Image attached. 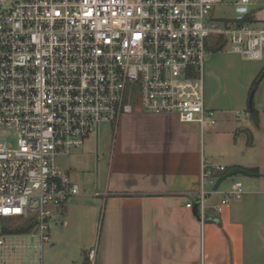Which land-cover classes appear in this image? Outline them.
<instances>
[{
  "label": "built area",
  "instance_id": "1",
  "mask_svg": "<svg viewBox=\"0 0 264 264\" xmlns=\"http://www.w3.org/2000/svg\"><path fill=\"white\" fill-rule=\"evenodd\" d=\"M0 0V220L34 223L33 243L0 221V249L42 253L50 222L82 193L56 159L114 130L141 102L151 113H174L202 129L217 123L206 106V54L217 47L250 60L264 55V15L238 0L233 19L217 18L223 0ZM217 38L216 44L211 39ZM213 46V47H212ZM115 133V132H114ZM228 171L203 162L195 203L204 217L209 180ZM234 181L217 213L244 194ZM29 246H28V245ZM33 246V247H31Z\"/></svg>",
  "mask_w": 264,
  "mask_h": 264
},
{
  "label": "crops",
  "instance_id": "2",
  "mask_svg": "<svg viewBox=\"0 0 264 264\" xmlns=\"http://www.w3.org/2000/svg\"><path fill=\"white\" fill-rule=\"evenodd\" d=\"M260 60L250 65L249 89L264 69ZM246 101L238 108L249 114ZM254 106L258 122L240 128L247 146L243 158L231 168L222 163L228 171L242 167L254 174H238L246 176L237 179L244 194L222 213L205 202L202 217L195 203L187 206L203 185V162L215 161L204 155L205 128L181 127L185 122L174 113H147L161 121L159 137L122 140L99 154L94 187L80 184L82 193L60 211L62 226L74 235L90 226L99 231L85 261L73 264H264V97ZM36 257L35 264H46L41 254ZM48 264H72L71 256L63 252Z\"/></svg>",
  "mask_w": 264,
  "mask_h": 264
},
{
  "label": "rangeland",
  "instance_id": "3",
  "mask_svg": "<svg viewBox=\"0 0 264 264\" xmlns=\"http://www.w3.org/2000/svg\"><path fill=\"white\" fill-rule=\"evenodd\" d=\"M8 1L11 4L14 0ZM237 1L223 0L222 5L214 10V16L217 18H235ZM253 1L254 4L250 6V9L258 12L263 10L261 14L264 15V0ZM217 40V38L211 39V44L214 46ZM238 55L231 53V51L218 50L217 47L212 48L206 54V106L217 111V123L205 126L204 155L206 159H212L219 164L223 163L229 168L235 164L236 159L241 160L243 158L247 148L242 142L243 131L240 128L245 126L247 121L253 120L255 122L252 114H247V111L238 107L243 106L242 100H247V106H249L251 88H247L246 81L253 72L250 65L252 63L258 64V62L256 60H246ZM261 60L264 61V55ZM259 87L263 88V92L258 91ZM259 87L253 96L254 105L263 100L264 97V85L260 84ZM211 100L215 104L213 107L209 105ZM235 107L237 108L235 109ZM220 109L231 110L223 112ZM147 113L149 112L144 110L141 102L135 104L133 112L122 118L116 131L112 124L103 123L98 136L92 135L81 148L73 149L69 154L58 156L57 163L61 168L71 172L73 181L82 186L84 185L87 189L93 188L95 182L93 171L97 166L98 155L103 156L106 154V150L113 143L117 144L122 140L136 138L149 140L160 136L161 121L155 118L154 115ZM189 126L200 129V125L197 123H182L181 125L184 128ZM239 134L241 135L239 136ZM238 178L246 179V176L237 174L225 180L219 191L212 193L205 199L206 204L215 205L220 203L225 195L223 192L227 191ZM205 187L208 192H211L214 189V184H211L208 180ZM52 208L55 209L56 213L59 212V215L54 216L50 222L52 242L46 244L42 253L38 252L39 255H42L46 264L57 261L63 252H69L72 264L85 261V252H90L99 241V231H97V228L93 230L94 227L90 226L88 231L80 234L74 232V235L73 232L68 231V228L62 226L63 218H60L62 216L60 211L63 206H52ZM98 217H100V211ZM0 221L4 222L5 228L7 227L10 230L23 223L20 220ZM20 240L33 243V239L28 234L9 237L10 242ZM36 254L35 249L31 250L27 246L26 248L25 246L22 247V244L18 243L16 250H12L11 247L0 249V264H35V258H38Z\"/></svg>",
  "mask_w": 264,
  "mask_h": 264
},
{
  "label": "trees",
  "instance_id": "4",
  "mask_svg": "<svg viewBox=\"0 0 264 264\" xmlns=\"http://www.w3.org/2000/svg\"><path fill=\"white\" fill-rule=\"evenodd\" d=\"M264 78V69L262 70V72L260 73V75L257 77V79L255 80V82L252 85L251 88V95L249 98V112L253 115V118L255 120V122H258V118H257V111L255 109L254 106V102H253V95L254 93H256L259 85L261 84L262 80ZM34 223H29V222H23L21 225H18L15 229H8L7 227L5 228V230L7 232L10 233H17V234H27L30 233L33 229H34Z\"/></svg>",
  "mask_w": 264,
  "mask_h": 264
},
{
  "label": "water",
  "instance_id": "5",
  "mask_svg": "<svg viewBox=\"0 0 264 264\" xmlns=\"http://www.w3.org/2000/svg\"><path fill=\"white\" fill-rule=\"evenodd\" d=\"M237 174L253 175L254 173L245 169V168H242V167H234V168L230 169L227 173L223 174L222 176H220L218 178V180L216 181V183L214 185V190L215 191L218 190L225 180H227L231 176L237 175ZM261 175H264V174H261ZM196 206L198 208V205H196Z\"/></svg>",
  "mask_w": 264,
  "mask_h": 264
}]
</instances>
